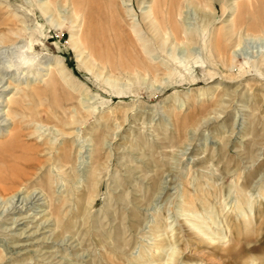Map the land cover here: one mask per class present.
Returning a JSON list of instances; mask_svg holds the SVG:
<instances>
[{
    "label": "rangeland",
    "instance_id": "rangeland-1",
    "mask_svg": "<svg viewBox=\"0 0 264 264\" xmlns=\"http://www.w3.org/2000/svg\"><path fill=\"white\" fill-rule=\"evenodd\" d=\"M0 264H264V0H0Z\"/></svg>",
    "mask_w": 264,
    "mask_h": 264
},
{
    "label": "bare ground",
    "instance_id": "bare-ground-1",
    "mask_svg": "<svg viewBox=\"0 0 264 264\" xmlns=\"http://www.w3.org/2000/svg\"><path fill=\"white\" fill-rule=\"evenodd\" d=\"M79 3V2H78ZM75 5H76V3H75ZM50 6H45V8H49ZM178 6H174V8L176 9ZM174 8H173V10H174ZM175 12V11H174ZM173 16V14L171 15V17ZM174 17V16H173ZM155 21H157V19H156V16H154V19L153 20H151L150 21V24L152 25L153 23L152 22H155ZM172 22H170V24H171ZM158 28V27H157ZM170 31H172V35H174V36H176V37H178V29H176V27H172L171 28V30ZM103 34H104V42H102V46L104 47V49H107L108 50V53H109V51H111V49H110V46H109V38H110V35L108 34V33H105V31L103 32ZM114 36V35H113ZM115 38H116V40H115V42L117 41V45H118V47L117 48H119V49H122V45H123V42H124V38H120V37H116L115 36ZM165 38H166V36H165ZM188 39V38H187ZM78 40H79V42H81V44H83V37L81 36L80 38H78ZM111 42V41H110ZM102 46H100L99 48H102ZM115 46V45H114ZM114 48V47H113ZM217 52H218V54L219 55H221V56H224V55H226L227 53H226V51L224 52V50H222V49H220V48H218L217 47ZM21 54H23V53H21ZM20 55V54H19ZM24 55V54H23ZM27 55V54H26ZM20 58H21V63L20 64H25L26 63V61H27V58L25 57V56H19ZM132 57V61L130 62L131 64H128V66H130V68L132 67H136L137 68V71H138V68H140L141 67V65H142V63H141V59L140 58H136L135 56H131ZM103 60H105V59H103ZM105 61H107V62H111V60L109 59H107V60H105ZM13 64V63H12ZM123 67H125L124 65H123ZM127 68V67H126ZM125 69V68H124ZM144 69V68H143ZM129 70V69H128ZM55 90V89H54ZM51 93V92H50ZM8 115H9V113H8Z\"/></svg>",
    "mask_w": 264,
    "mask_h": 264
}]
</instances>
